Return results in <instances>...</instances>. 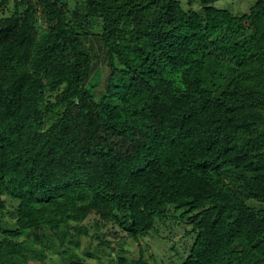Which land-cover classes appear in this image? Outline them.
I'll return each instance as SVG.
<instances>
[{
    "label": "trees",
    "instance_id": "obj_1",
    "mask_svg": "<svg viewBox=\"0 0 264 264\" xmlns=\"http://www.w3.org/2000/svg\"><path fill=\"white\" fill-rule=\"evenodd\" d=\"M215 1L0 0V264H264V0Z\"/></svg>",
    "mask_w": 264,
    "mask_h": 264
},
{
    "label": "rangeland",
    "instance_id": "obj_2",
    "mask_svg": "<svg viewBox=\"0 0 264 264\" xmlns=\"http://www.w3.org/2000/svg\"><path fill=\"white\" fill-rule=\"evenodd\" d=\"M252 1L253 0H216L215 4L219 7H227L235 13H242V12L248 10V6L250 5V3ZM183 3H184L185 7H189L187 0H183ZM191 6L199 9L202 6V2L198 1V2L192 3ZM1 14H2V12H0V15ZM106 70L107 69H106L105 65L103 63H100L98 65L96 71L94 72V75L91 77L90 85H92L94 83H98L100 81L99 85H100V87H102L104 85V77L106 74ZM97 89H98V87L93 88V90H96V91H97ZM93 221H94V215L91 216L90 219H87L85 222L91 224ZM178 226H181V225H178ZM105 227L106 226H104L103 229H105ZM92 232H93V230H92ZM177 235H178L177 239H179V237L181 236V233H179ZM110 237H112V236L110 235ZM85 240H86V238L83 237L82 238V245L84 244ZM125 244L129 248V251H130L129 254H132V256L139 254L140 245L145 247L147 250L149 249V252L150 251H154L157 253L162 252L161 255H164L166 253L165 251L169 249L167 244H166V240L159 237L158 235L151 237L150 241H147V242H144V240L135 241L131 238H126ZM53 257L58 258V256H56V255H54ZM51 263L52 262H49L48 264H51ZM94 264H101V263L96 260L94 262ZM168 264H177V263H176V261L172 260V261H168Z\"/></svg>",
    "mask_w": 264,
    "mask_h": 264
}]
</instances>
